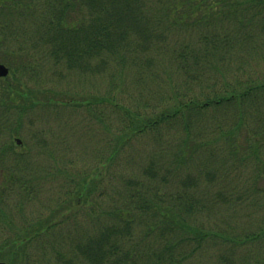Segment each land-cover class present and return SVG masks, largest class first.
Masks as SVG:
<instances>
[{"label":"rangeland","instance_id":"rangeland-1","mask_svg":"<svg viewBox=\"0 0 264 264\" xmlns=\"http://www.w3.org/2000/svg\"><path fill=\"white\" fill-rule=\"evenodd\" d=\"M260 1L254 5L256 25L247 24L242 32L248 35L247 43L244 39L247 45L235 50L222 78L200 71L192 73L197 74L193 80L182 72V67L175 65L171 71L159 62L152 66L151 76L138 74L131 64L123 70L109 63L104 70L83 73L65 70L55 59L48 62L45 79L32 85L37 94L34 99L42 102L25 109L16 103L5 114L0 111V162L14 169V158L21 160L15 172L32 195H25L15 186L0 202V244L60 204L69 205L78 184L92 181L96 170H103L95 180L88 210H75L65 224H59L54 233L27 250L30 264H66L58 260V253L68 259L76 254L72 244L96 235L101 212L119 202L121 176L139 174L138 165L157 152L166 158L162 160L167 168L171 167L176 154L171 143L175 140V145H180L188 126L194 131L195 145L202 146L191 169L197 180L184 187L179 181L186 173H180L162 185L192 193L196 205L204 206L197 211L195 222L217 234L190 264H264V88L257 89L243 104L195 109L187 120L178 117L164 123L157 133L138 136L136 146L128 147L132 149H122V155L117 154L110 162L114 170L102 167L127 132L123 128H127L129 118L137 114L158 116L156 113L171 107L176 98L196 97L214 84L229 82L235 86L251 81L264 86V0ZM57 2L35 0L32 5L38 13H49ZM12 19L17 30L19 19L16 15ZM5 56L16 57L13 53ZM92 63L95 68L94 59ZM240 121L245 135L249 133L258 147L252 142V147L221 145L219 138L223 139V133ZM122 166L124 172L119 174ZM5 180L4 173L0 185ZM92 211L100 215H89Z\"/></svg>","mask_w":264,"mask_h":264},{"label":"trees","instance_id":"trees-1","mask_svg":"<svg viewBox=\"0 0 264 264\" xmlns=\"http://www.w3.org/2000/svg\"><path fill=\"white\" fill-rule=\"evenodd\" d=\"M34 1L0 0V63L10 68V74L0 79L2 114L16 103L25 109L42 102L34 99L37 94L32 85L45 79L48 62L54 59L65 70L83 73L104 70L113 63L123 70L131 64L138 74L151 76L152 66L159 62L171 71L175 65L182 67V72L193 80L197 79V74H193L200 71L215 78L225 77L224 68L228 69L235 50L247 45L244 39L247 43L248 35L242 32L247 24L256 25L254 5L261 3L260 0H59L51 12L38 13L32 5ZM13 15L20 22L17 30ZM22 17L26 21L21 23ZM11 53L16 55L15 59L6 58L5 54ZM93 59L95 68L91 67ZM231 85L226 82L207 86L187 100L175 97V103L156 113L158 116L137 114L129 118L127 128H123L127 132L102 167L112 170L110 162L117 154L120 157L125 149L136 146L138 136L157 133L164 123L178 117L187 120L195 109L204 111L209 107L243 104L257 89L264 88L251 81ZM242 125L240 121L230 132H224L223 139L219 138L221 145L252 147L254 142L249 133L245 135ZM184 132L180 145H175V140L171 143L176 152L173 163L170 162L172 166L167 168L163 161L166 158L157 152L138 165L139 174L121 176L119 202L101 212L96 235L72 244L76 254L68 259L58 253V260L66 264L80 261L82 264H190L198 252L205 251L217 234L195 222L197 211H202L204 206L196 205L192 193L187 194L178 186L165 189L162 185L180 173H186L179 181L184 187L195 182L191 169L202 146L195 145L192 129L186 126ZM254 147L258 145L254 143ZM14 159L16 164L21 161ZM15 165L12 169L0 162V177L6 174L5 182L0 185V202L15 186L32 197L16 174ZM96 171L92 181L78 184L69 205L60 204L46 217L30 221L13 238L3 240L0 261L30 264L27 250L32 244L54 233L75 210L81 207L88 210L95 180L103 170ZM118 172L122 174L124 167H119Z\"/></svg>","mask_w":264,"mask_h":264},{"label":"water","instance_id":"water-1","mask_svg":"<svg viewBox=\"0 0 264 264\" xmlns=\"http://www.w3.org/2000/svg\"><path fill=\"white\" fill-rule=\"evenodd\" d=\"M10 73V69L5 64H0V78H4L8 76ZM18 142H20L18 140ZM0 264H8L6 262H0Z\"/></svg>","mask_w":264,"mask_h":264}]
</instances>
